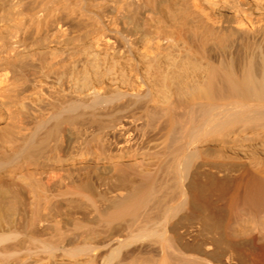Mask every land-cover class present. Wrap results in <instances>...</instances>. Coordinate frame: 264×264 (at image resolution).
<instances>
[{
  "label": "bare ground",
  "instance_id": "bare-ground-1",
  "mask_svg": "<svg viewBox=\"0 0 264 264\" xmlns=\"http://www.w3.org/2000/svg\"><path fill=\"white\" fill-rule=\"evenodd\" d=\"M0 264H264V0H0Z\"/></svg>",
  "mask_w": 264,
  "mask_h": 264
}]
</instances>
